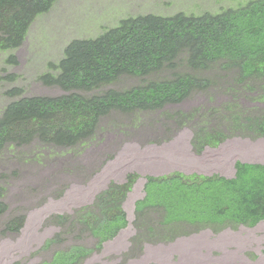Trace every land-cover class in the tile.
I'll use <instances>...</instances> for the list:
<instances>
[{
  "label": "trees",
  "instance_id": "16d2710c",
  "mask_svg": "<svg viewBox=\"0 0 264 264\" xmlns=\"http://www.w3.org/2000/svg\"><path fill=\"white\" fill-rule=\"evenodd\" d=\"M57 1L0 0V51L21 47L34 20ZM6 62L16 64L17 58L11 54ZM47 68L38 79L62 93L24 96L22 89L9 90L7 95L14 99L0 115V152L33 143L84 146L96 138L101 121L113 112L167 116L169 130L192 129V142L199 153L238 131L264 137V108L249 105V100L264 104V0H248L219 13H150L124 18L97 37L71 41L63 57ZM214 69L219 73L208 77ZM163 71L172 74L147 79ZM220 72L226 73L224 77L231 72L230 80L224 81L228 99L204 107L201 114L185 111L182 105L219 83ZM124 76L144 80L128 89H104ZM14 79V75L0 76V81ZM235 169L232 177L179 171L148 175L145 196L136 202V211L155 208L163 214L167 230L174 232L254 227L264 221V164L237 161ZM138 178L130 173L126 182L111 183L91 205L70 216L96 240L94 246L72 244L56 250L41 264H83L117 237L128 226L123 203ZM3 194L0 188V217L8 209ZM70 217H55L65 230L46 242V248L69 234ZM25 219L24 215L10 219L5 230L18 233Z\"/></svg>",
  "mask_w": 264,
  "mask_h": 264
},
{
  "label": "rangeland",
  "instance_id": "374dc122",
  "mask_svg": "<svg viewBox=\"0 0 264 264\" xmlns=\"http://www.w3.org/2000/svg\"><path fill=\"white\" fill-rule=\"evenodd\" d=\"M247 1L58 0L49 12L34 20L21 47L0 51V76H15L12 81H0V115L14 99L7 95L14 88L22 89L24 96L62 93L38 78L48 71L49 63L63 57L65 47L75 39L97 37L132 16L219 13ZM11 54L16 56V64L6 62ZM215 71L207 76L215 77ZM168 72L147 79L170 76L172 72ZM225 74L220 72L219 83L208 93L195 96L181 107L201 114L204 107L224 103L229 97L224 81L230 80L231 72ZM143 80L124 76L104 89H128ZM249 105L264 108V104L252 100ZM170 125L162 114L133 117L113 112L101 121L96 138L84 146L40 147L33 143L2 150L0 188L8 209L0 217V264H41L49 261L56 250L72 244L94 246L96 240L70 216L91 205L111 183L126 182L130 173L139 178L123 203L128 226L83 264H264V221L254 227H205L198 232H190V228L186 233L167 230L163 214L155 208L136 211V202L145 196L148 175L179 171L232 177L237 161L264 164V137L238 131L218 146L199 153L190 127L177 131L169 130ZM19 215L26 216L23 228L18 233L6 231L7 222ZM58 215L70 217V232L61 235L63 241L46 248V242L65 230L55 222ZM170 237L174 238L164 241Z\"/></svg>",
  "mask_w": 264,
  "mask_h": 264
}]
</instances>
